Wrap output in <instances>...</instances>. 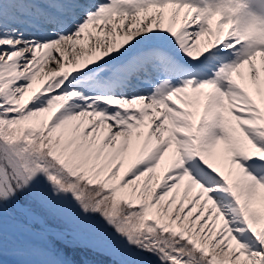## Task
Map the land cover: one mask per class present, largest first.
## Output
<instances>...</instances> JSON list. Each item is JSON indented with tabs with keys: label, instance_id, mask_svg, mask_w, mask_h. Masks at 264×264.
<instances>
[{
	"label": "snow or ice",
	"instance_id": "1",
	"mask_svg": "<svg viewBox=\"0 0 264 264\" xmlns=\"http://www.w3.org/2000/svg\"><path fill=\"white\" fill-rule=\"evenodd\" d=\"M0 264H264V0H0Z\"/></svg>",
	"mask_w": 264,
	"mask_h": 264
}]
</instances>
